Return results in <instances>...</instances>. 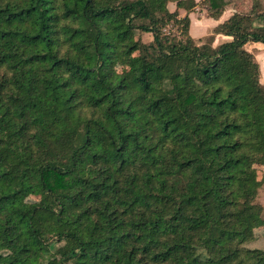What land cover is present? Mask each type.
I'll return each mask as SVG.
<instances>
[{"label": "trees", "instance_id": "trees-1", "mask_svg": "<svg viewBox=\"0 0 264 264\" xmlns=\"http://www.w3.org/2000/svg\"><path fill=\"white\" fill-rule=\"evenodd\" d=\"M199 4L0 0V264H264V0Z\"/></svg>", "mask_w": 264, "mask_h": 264}, {"label": "rangeland", "instance_id": "rangeland-1", "mask_svg": "<svg viewBox=\"0 0 264 264\" xmlns=\"http://www.w3.org/2000/svg\"><path fill=\"white\" fill-rule=\"evenodd\" d=\"M202 0H197V2H200ZM168 9L173 11L175 9V4L174 3H169L167 5ZM251 7V0H229V5L226 9L227 12H229V14L233 13L234 10H238L240 12H246L249 11ZM185 12L184 11H179V18H182L184 16ZM190 17V35L194 38V37H200L203 36L202 39H194L196 41L197 44H209L212 46V40H211V35H205L206 30L204 28H199V25L197 22H193V20H201L203 18H207L206 15V11L203 9V7L199 4L198 6H196V8L194 9V11L192 13H190L189 15ZM193 24V26H192ZM260 24V21H257L254 23L255 26H258ZM210 25H207V29L209 30L208 34L214 33V28L217 26L215 25V27L209 28ZM212 29V30H211ZM192 30V32H191ZM164 34L169 35V36H175L178 39H182V35H181V26L179 24H176L174 22H170L169 24L166 25V27L163 30ZM215 34V33H214ZM205 35V36H204ZM140 40L143 43H149L152 41V36L150 34H141L140 35ZM213 47V46H212ZM248 50L250 52H252L258 66L259 69L263 70V73L261 74L260 72V77L263 80L264 79V44H262L260 47L258 48H251L248 47ZM117 69L119 72L125 71L127 68L125 67L123 62H119L117 64ZM264 82V81H263ZM11 162L13 161V158L10 159ZM257 176H258V180L261 181V186L258 189L257 192V196L255 198V203L259 204L262 209H263V216H264V168L263 167H258L257 168ZM28 201L31 202H36L37 199L35 197H30L28 198ZM246 247L250 248V249H260V250H264V226L259 227L256 230V238L248 243L245 244ZM71 248H75V245L71 242H67L66 245L60 250L59 254L57 257H59L65 250L67 249H71Z\"/></svg>", "mask_w": 264, "mask_h": 264}, {"label": "crops", "instance_id": "crops-1", "mask_svg": "<svg viewBox=\"0 0 264 264\" xmlns=\"http://www.w3.org/2000/svg\"><path fill=\"white\" fill-rule=\"evenodd\" d=\"M197 1V0H196ZM231 15V13L229 14V12L225 11L222 16L220 17L219 20L215 21V20H212V19H201V20H193V22H197L198 25H199V28H204L206 30L205 32V35H211V40H212V46L215 47L217 46L218 44L224 42V41H227L229 38L226 37V36H223V35H219V34H214V33H211V34H208L209 30L206 28L207 25H210L209 28H214L215 25L221 23L222 21L226 20L229 16ZM193 26V24H192ZM211 29V30H212ZM192 32V30H191ZM204 35V36H205ZM203 36H198V37H194V39L198 40V39H202ZM262 44L260 43H248L246 44L245 48L248 50V47H251V48H258L260 47ZM249 51V50H248ZM252 53V52H251ZM261 74L263 73V70H262V67H261V70H260ZM260 81L263 82L264 79L262 80L261 77H260Z\"/></svg>", "mask_w": 264, "mask_h": 264}]
</instances>
